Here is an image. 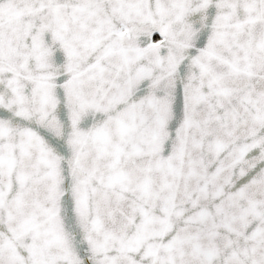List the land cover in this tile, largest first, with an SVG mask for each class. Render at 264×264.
I'll list each match as a JSON object with an SVG mask.
<instances>
[{"label": "snow or ice", "instance_id": "1", "mask_svg": "<svg viewBox=\"0 0 264 264\" xmlns=\"http://www.w3.org/2000/svg\"><path fill=\"white\" fill-rule=\"evenodd\" d=\"M0 264H264V0H0Z\"/></svg>", "mask_w": 264, "mask_h": 264}]
</instances>
